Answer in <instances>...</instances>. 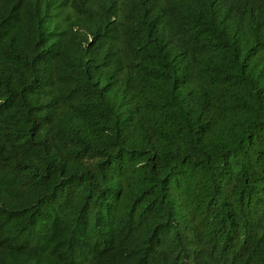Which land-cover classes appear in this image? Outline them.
<instances>
[{
    "label": "trees",
    "instance_id": "16d2710c",
    "mask_svg": "<svg viewBox=\"0 0 264 264\" xmlns=\"http://www.w3.org/2000/svg\"><path fill=\"white\" fill-rule=\"evenodd\" d=\"M0 264H264V0H0Z\"/></svg>",
    "mask_w": 264,
    "mask_h": 264
}]
</instances>
